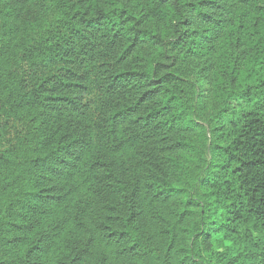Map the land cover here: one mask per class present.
Instances as JSON below:
<instances>
[{"label":"trees","instance_id":"trees-1","mask_svg":"<svg viewBox=\"0 0 264 264\" xmlns=\"http://www.w3.org/2000/svg\"><path fill=\"white\" fill-rule=\"evenodd\" d=\"M0 264H264V0H0Z\"/></svg>","mask_w":264,"mask_h":264}]
</instances>
